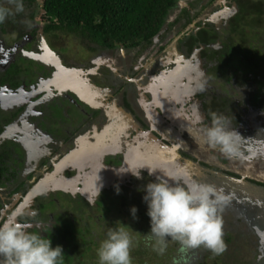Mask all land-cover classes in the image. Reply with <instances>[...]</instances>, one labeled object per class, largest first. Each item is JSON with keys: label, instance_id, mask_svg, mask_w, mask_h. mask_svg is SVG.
Instances as JSON below:
<instances>
[{"label": "flooded vegetation", "instance_id": "af4514ba", "mask_svg": "<svg viewBox=\"0 0 264 264\" xmlns=\"http://www.w3.org/2000/svg\"><path fill=\"white\" fill-rule=\"evenodd\" d=\"M238 4L178 0L145 47H107L75 32L47 30L33 8L34 14L24 9L8 17L0 29V221L20 212L29 231L41 230L52 247L62 246V264H99L92 253L101 237L89 238L88 225L101 212L106 232L118 222L129 227L131 257L154 260L153 242L145 239L149 218L116 211L122 200L125 208L137 203L163 170L229 197L221 212L228 226L222 264H264V130L258 123L264 112L247 102L223 104L210 88L209 74L229 79L228 61L220 64L225 55L214 52L227 43L230 34L222 33H229ZM245 78L255 91L264 88L259 77ZM210 112L233 118L241 136L235 156L201 146ZM147 167L157 171L149 176ZM136 169L142 179L129 171ZM107 170L117 175L109 178ZM178 247L173 263L190 264L199 255L197 248L186 257Z\"/></svg>", "mask_w": 264, "mask_h": 264}, {"label": "clouds", "instance_id": "9594fccd", "mask_svg": "<svg viewBox=\"0 0 264 264\" xmlns=\"http://www.w3.org/2000/svg\"><path fill=\"white\" fill-rule=\"evenodd\" d=\"M6 4L13 5L14 11ZM23 11V0H0V24ZM209 115L210 122L202 127L201 146L218 150L226 157L235 156L241 136L232 126L233 118L217 112ZM203 119L197 113L195 122L200 124ZM139 169L129 170L138 180L142 179ZM147 170L149 176L157 171L149 167ZM159 171L161 174L156 175L155 181L142 189V201L150 218L146 241L154 242L152 246L159 253L165 251L171 239L180 244L181 251L203 247L214 255H222L227 245L221 212L229 197L211 184L194 180L180 182L170 173ZM137 211L135 206L130 208L133 219ZM22 215L14 212L0 221V264H62V246L52 247L51 240L40 234L41 230L29 231L30 225L18 220ZM128 228L120 222L117 227L108 228L96 250L99 264H132L134 240Z\"/></svg>", "mask_w": 264, "mask_h": 264}, {"label": "trees", "instance_id": "16d2710c", "mask_svg": "<svg viewBox=\"0 0 264 264\" xmlns=\"http://www.w3.org/2000/svg\"><path fill=\"white\" fill-rule=\"evenodd\" d=\"M177 1L23 0V4L27 11L31 9L36 15L41 13L43 19L48 22L47 30H52L53 26L68 33L75 32L107 47H145L159 33ZM238 3L237 16L235 15L229 31L230 37L227 43H224L222 51L214 54L222 58L227 52L231 59L229 66L232 68V71H228L236 75L241 84L247 79L245 74L249 73L243 68L264 65V49L258 47V43L262 42L264 48V34L260 39L257 32L264 31V0H238ZM1 26L2 24L0 29ZM220 74L225 76L223 69ZM226 78L229 79H225V84L229 86L232 80L230 77ZM250 80L251 85H247L242 98L236 99V102H228L226 97H220L226 101L220 102L234 106H243L247 102L248 106L264 112V88L255 91V87H252L253 80Z\"/></svg>", "mask_w": 264, "mask_h": 264}, {"label": "rangeland", "instance_id": "374dc122", "mask_svg": "<svg viewBox=\"0 0 264 264\" xmlns=\"http://www.w3.org/2000/svg\"><path fill=\"white\" fill-rule=\"evenodd\" d=\"M37 2H41V0H37ZM223 3H225V2H223ZM6 6L12 7L13 11H14V6L13 5H7L6 4ZM40 15H41V13H40ZM257 32L260 35L258 37H260V39L263 38L262 36L264 34V31L259 30ZM222 34L224 36H228L230 34V32L227 33V31H226L225 33H222ZM7 37L11 38L10 35H8ZM260 41H262V40H260ZM256 42H258V41H256ZM77 45L78 44H76V46ZM219 45H221V41H220V43L216 44V48L215 49H219V51H222L223 46L220 47ZM258 47L264 49L263 45H262V42L258 43ZM227 61H228V65H229V63L231 62V59L230 58L228 59V54L226 52L225 53V57L222 60V62H220V64H222L223 67H226ZM243 69H245V71H247V70L249 71V73H247V74H249V76L251 74V75H253L254 78L259 77L262 80L260 82V85H261V87H264V65L256 67V68H254V67H245ZM199 70H200V66H199ZM228 70L232 71V68L229 66ZM201 71H202V69H201ZM226 71H227V69H226ZM227 75L230 76L229 72H228ZM235 76L233 75L232 77H235ZM209 78L212 80V83H213L210 88L211 89L213 88L214 90L217 89L219 95L222 98L226 97V99H228V102H236V99L238 100V99L242 98L241 96L245 95V88L247 87V85H251L247 81L242 82L240 84V82L234 81L235 80V78H234V80L231 83L229 82V86H228L227 84H225V82H226L225 79L218 78V80H217V77L214 74H209ZM221 80H224V81H221ZM223 101L226 102L224 99L222 100V102ZM261 117H262V121H263V117L264 116H261ZM258 123H259V126H260V130H264V122H262V123L258 122ZM104 171H106V169ZM107 172L109 174V178L115 177L117 175V171L116 170H107ZM96 175L98 176L97 172H96ZM92 184H94V182H92ZM105 184H106V182L103 184V187H104ZM86 191H88V190L86 189ZM142 196L143 195L139 196L137 203L135 202V203H133L131 205L129 204L128 207H126V208H125V206H126L125 204L127 203V201L122 200L120 205L118 206L116 212H121L122 211L121 214L123 216H127V217L130 218L132 216V214L130 213V208L132 206H135L138 209V211L136 213V216H138L141 219H145V217H148V216L143 214V213H144V211H147V206L142 201ZM97 199H98V201H102L100 195H98ZM63 213H66V211H63ZM93 215H96V213H94ZM100 216H101V212L99 214H97V216L95 217L94 221H92L91 225H88V227H89V230H90L89 238H94V233H96L95 236H100L101 237L100 241H102L105 238V236H106V230L105 229H106L107 226H105L106 224L101 223ZM149 220H150V218H149ZM139 221H140V219H139ZM140 223L143 224L145 222L144 221H140ZM225 228L228 229L227 224L223 225L224 241H225V235H226V232H227L225 230ZM146 229H147V231H146ZM146 229H145L146 232L150 231V226L147 223H146ZM99 231H100V233H97ZM140 232H141V229H140ZM238 241L242 243L241 239H239ZM244 241H246V240H244ZM178 244H179L178 242L169 239L167 241V247H166L167 249L164 251L163 254L159 253L158 251H155L156 253H155L154 260L147 258V256H144L142 259H140L139 257L133 256L132 257V264H142L144 262H145V264H172L173 263V260H172L173 257L178 255L177 254V251L179 250V247L177 248ZM97 248L98 247L95 248V253L92 251L93 252L92 255L94 257L92 259H95V258L98 259V257L95 256V254L97 255V252H96ZM190 250L191 249L186 251V254H185L186 257H188V254H189ZM197 252H198L197 254H199V255H197V258H195L193 260H189V262H191L190 264H198L201 261H203L204 264H222V262L225 260V255H219V256L214 255L212 252H210L209 250H207V249H205L203 247L198 248ZM207 256H208V258H206ZM185 262L186 261H182L181 260L180 262H174L173 264H185ZM186 264H189L188 261H187Z\"/></svg>", "mask_w": 264, "mask_h": 264}]
</instances>
